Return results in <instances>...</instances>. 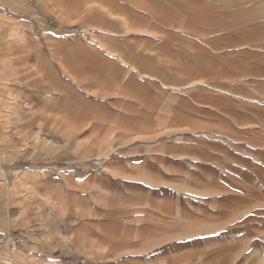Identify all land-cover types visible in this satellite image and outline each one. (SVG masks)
I'll use <instances>...</instances> for the list:
<instances>
[{
    "label": "rangeland",
    "instance_id": "374dc122",
    "mask_svg": "<svg viewBox=\"0 0 264 264\" xmlns=\"http://www.w3.org/2000/svg\"><path fill=\"white\" fill-rule=\"evenodd\" d=\"M42 1L21 13L37 72L0 61V122L38 170L74 168L109 226L90 236L154 264H264V0Z\"/></svg>",
    "mask_w": 264,
    "mask_h": 264
},
{
    "label": "crops",
    "instance_id": "0c3cea01",
    "mask_svg": "<svg viewBox=\"0 0 264 264\" xmlns=\"http://www.w3.org/2000/svg\"><path fill=\"white\" fill-rule=\"evenodd\" d=\"M23 1L37 10L36 4L32 5L34 0H0V61L8 58L19 70L22 61L29 59L33 65L24 71L31 74L37 72L38 41L35 36L22 41L20 30L22 25L28 26L21 17L22 9L28 8L22 6ZM136 3V0H43L41 5L49 13L61 8L62 12L79 15L95 12L110 17L133 9ZM29 24L35 28L31 21ZM51 58L47 56V60ZM9 137L0 122V240L5 239L0 245V264H154L152 257L134 256L132 249L107 246L102 239L92 238L93 233H108L109 226L102 225L101 216L91 213L83 203L86 194L80 192V183L73 185L70 179L76 173L74 168L47 166L45 169L55 175L44 176L45 169L38 170L40 166L34 164L29 149L19 151V141Z\"/></svg>",
    "mask_w": 264,
    "mask_h": 264
},
{
    "label": "built area",
    "instance_id": "2783aa9c",
    "mask_svg": "<svg viewBox=\"0 0 264 264\" xmlns=\"http://www.w3.org/2000/svg\"><path fill=\"white\" fill-rule=\"evenodd\" d=\"M4 241H5V239L2 238V239L0 240V245H3V244H4Z\"/></svg>",
    "mask_w": 264,
    "mask_h": 264
}]
</instances>
